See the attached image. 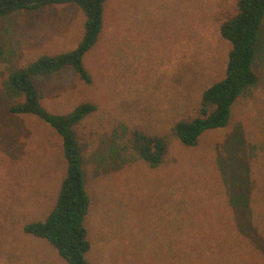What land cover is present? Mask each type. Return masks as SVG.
<instances>
[{
    "label": "rangeland",
    "instance_id": "obj_1",
    "mask_svg": "<svg viewBox=\"0 0 264 264\" xmlns=\"http://www.w3.org/2000/svg\"><path fill=\"white\" fill-rule=\"evenodd\" d=\"M238 0H107L83 65L33 77L42 107L66 115L96 110L75 128L81 149L88 264H264V20L256 83L234 103L228 125L180 144L177 122L199 116L202 93L224 78L229 43L220 28ZM85 17L74 4L0 20V264H68L24 231L55 206L67 163L62 140L35 116L11 114L8 75L40 56L74 50ZM134 132L162 138L151 168Z\"/></svg>",
    "mask_w": 264,
    "mask_h": 264
},
{
    "label": "trees",
    "instance_id": "obj_2",
    "mask_svg": "<svg viewBox=\"0 0 264 264\" xmlns=\"http://www.w3.org/2000/svg\"><path fill=\"white\" fill-rule=\"evenodd\" d=\"M106 1L0 0V20L15 13L34 12L49 5L63 4L76 5L85 17L83 36L74 50L55 56H40L26 67L12 71L4 84L7 97L16 100L8 109L11 114L35 116L51 127L62 140L67 171L55 206L44 222L28 224L24 231L45 239L68 264H88L85 254L90 244L84 220L88 213L89 197L85 190L81 149L74 128L96 107L83 103L69 114H51L42 107L32 78L49 76L68 67L81 81L87 84L91 82L83 58L98 40ZM237 9V15L220 28L221 37L230 45L224 78L203 91L198 117L177 122L172 129L183 146L194 147L203 133L226 127L236 100L257 81L253 61L258 33L264 20V0H238ZM3 52L0 45V56ZM133 135L136 156L151 168L158 167L166 150L164 140L140 132Z\"/></svg>",
    "mask_w": 264,
    "mask_h": 264
}]
</instances>
